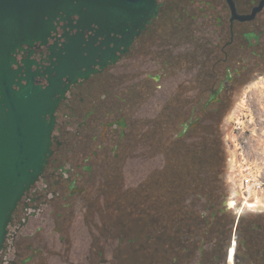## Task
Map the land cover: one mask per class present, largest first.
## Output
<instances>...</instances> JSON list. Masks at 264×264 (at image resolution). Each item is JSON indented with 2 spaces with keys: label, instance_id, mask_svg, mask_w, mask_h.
Wrapping results in <instances>:
<instances>
[{
  "label": "flooded vegetation",
  "instance_id": "1",
  "mask_svg": "<svg viewBox=\"0 0 264 264\" xmlns=\"http://www.w3.org/2000/svg\"><path fill=\"white\" fill-rule=\"evenodd\" d=\"M156 3L119 33L63 15L15 53L14 90L29 68L58 104L48 164L13 215L0 264H264V214L244 215L231 186L194 188L220 175L221 118L264 75V0ZM189 208L210 222L197 240ZM232 213L231 226H215Z\"/></svg>",
  "mask_w": 264,
  "mask_h": 264
},
{
  "label": "water",
  "instance_id": "2",
  "mask_svg": "<svg viewBox=\"0 0 264 264\" xmlns=\"http://www.w3.org/2000/svg\"><path fill=\"white\" fill-rule=\"evenodd\" d=\"M157 10L156 0H0V90L5 103L0 109V252L20 201L48 164L58 104L54 87L35 85L29 68L28 83H19V90H14L18 71L12 66L18 48L46 40L63 15H79L84 26L96 23L110 34L123 32L130 23L137 25ZM79 46V52L75 45L67 49L77 51L76 57L83 60L87 48ZM61 58V65H66L67 57Z\"/></svg>",
  "mask_w": 264,
  "mask_h": 264
},
{
  "label": "rangeland",
  "instance_id": "3",
  "mask_svg": "<svg viewBox=\"0 0 264 264\" xmlns=\"http://www.w3.org/2000/svg\"><path fill=\"white\" fill-rule=\"evenodd\" d=\"M262 80L259 78L245 85L237 95L234 105L221 118L223 139L220 147L221 167L218 170L220 175L215 177L205 175L199 184L194 185V188L205 190V192L215 190V195H219L231 186L236 200L244 206V215L252 211L264 214L263 208H257V205L264 207V85ZM205 168L208 173H216L215 169L212 170L207 165ZM227 178L230 180V185L227 183ZM190 184L191 182L188 181V187ZM250 185L254 186L251 194L249 193ZM203 211V208L188 209L186 228L189 237H193L190 234H195L196 239L197 235L210 224L207 220L202 221ZM234 216L235 213L221 216V220L215 223V226L223 228L227 222H230L231 226ZM177 222L180 223V221ZM174 227L180 229L181 226L174 225ZM245 231L247 232V229ZM199 245L200 242H198ZM144 254L146 253L142 250L139 257Z\"/></svg>",
  "mask_w": 264,
  "mask_h": 264
},
{
  "label": "built area",
  "instance_id": "4",
  "mask_svg": "<svg viewBox=\"0 0 264 264\" xmlns=\"http://www.w3.org/2000/svg\"><path fill=\"white\" fill-rule=\"evenodd\" d=\"M261 79H263L262 80V85H264V77H261ZM253 187H254L253 185H250V192H249L250 194H251V191H252Z\"/></svg>",
  "mask_w": 264,
  "mask_h": 264
}]
</instances>
